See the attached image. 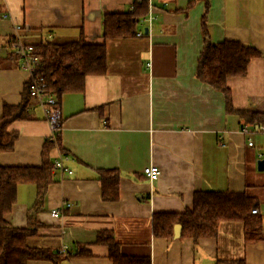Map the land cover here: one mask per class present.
<instances>
[{
    "label": "crops",
    "instance_id": "crops-1",
    "mask_svg": "<svg viewBox=\"0 0 264 264\" xmlns=\"http://www.w3.org/2000/svg\"><path fill=\"white\" fill-rule=\"evenodd\" d=\"M134 1L0 0V117L4 106L21 102L28 82L8 49L15 25L35 46L71 43L81 32L100 43L104 16L127 12ZM207 2L153 0L143 17L151 21L139 23L144 35L108 40L107 73L88 76L83 93L63 97L60 146L54 144L49 155L53 163L68 156L72 174L52 170L54 181L36 214L41 227L27 241L30 248L52 252L56 263L28 264H113L108 245L97 242L100 232L112 235L122 255L151 264H264V239L247 244L241 221L221 222L216 237L196 241L152 233L153 215L191 210L197 192L245 194L257 201L255 216L264 231V168L258 167L264 125L228 113L224 94L196 77L206 15L212 44L233 40L260 52L245 76L226 84L235 111L264 114V0ZM28 115L11 124L9 131L19 138L12 152L0 155V166H42L50 127L37 100ZM149 166L160 170L154 182L143 174ZM105 170L120 172L116 201L102 199L98 172ZM35 199L34 185H20L7 222L26 228ZM61 206L63 215L53 218L51 211Z\"/></svg>",
    "mask_w": 264,
    "mask_h": 264
},
{
    "label": "trees",
    "instance_id": "trees-1",
    "mask_svg": "<svg viewBox=\"0 0 264 264\" xmlns=\"http://www.w3.org/2000/svg\"><path fill=\"white\" fill-rule=\"evenodd\" d=\"M205 1L208 3V0ZM148 5L147 0H135L132 10L106 14L101 31L103 40L100 43L88 42L81 32L79 38L71 43H42L35 46V53L40 56L36 75L45 81L46 93L57 98L59 108L65 95L84 92L88 76L107 73V41L135 38L141 18L149 14ZM205 21L206 15L202 22L205 46L198 60L196 77L224 94L228 113H240L241 118L252 126L264 125V114L233 109L226 84L228 78L245 76L249 63L259 57L260 52L239 41L227 40L212 44ZM10 56L17 59L12 53ZM33 99L27 82L21 102L4 106L0 117V155L14 150L19 134L10 132L9 128L16 121L29 119L28 108ZM60 132L61 129L55 142L48 138L45 143L41 167L0 166V264H28L31 260H50L56 263L52 252L30 248L27 241L36 236L41 227L36 214L41 210L47 189L54 181L49 151L54 144L60 146ZM98 174L102 199L116 201L119 197L120 172L105 170ZM29 184L36 187V199L28 213L27 227L15 228L7 222L6 216L17 202L18 187ZM256 208L257 201L243 193L197 192L191 210L180 214L153 215L152 233L155 238L169 239L173 238L175 228L180 226V238L196 241L216 237L221 222L241 221L244 223L246 243H256L264 239L261 217L251 214ZM97 242L108 245L109 258L113 264H151L148 258L122 255L119 244L107 232H100ZM84 254L89 255L87 252Z\"/></svg>",
    "mask_w": 264,
    "mask_h": 264
},
{
    "label": "built area",
    "instance_id": "built-area-1",
    "mask_svg": "<svg viewBox=\"0 0 264 264\" xmlns=\"http://www.w3.org/2000/svg\"><path fill=\"white\" fill-rule=\"evenodd\" d=\"M153 0H148L149 3H152ZM151 5V4H150ZM133 8V7H132ZM131 8V10H132ZM4 18H8V15H4ZM152 19L149 16L146 19H142L140 23L143 25L150 22ZM22 27L20 25L14 26L15 35L9 43V52L14 56H17L19 61L20 68L25 71L28 75V82L30 85V92L32 97L37 100L38 105L42 108L44 113V118L49 124L50 127V136L53 142L57 139V133L62 127V115L60 108L58 106V100L54 95L46 93V84L43 78L36 75L37 69L40 64V56L35 53V45L28 44L25 42L24 38L20 34ZM143 32H138L137 37L143 36ZM47 39H51V36H48ZM243 132L247 135H250V130L243 128ZM249 146L252 147V141L249 142ZM69 161V157L66 155L59 156L53 163V169L61 173H66L71 175L72 171L66 167V162ZM145 177L151 182L156 181L160 176V170L158 167L150 166L146 167L143 170ZM69 208L70 205L65 206ZM64 206L59 207L51 211V216L53 218L59 219L63 215L65 209ZM258 209L251 211L252 215L258 214ZM61 254L66 253V247H63L60 251Z\"/></svg>",
    "mask_w": 264,
    "mask_h": 264
},
{
    "label": "water",
    "instance_id": "water-1",
    "mask_svg": "<svg viewBox=\"0 0 264 264\" xmlns=\"http://www.w3.org/2000/svg\"><path fill=\"white\" fill-rule=\"evenodd\" d=\"M147 32L148 31L146 30V33ZM258 167H259L260 170H263V168H264V161H259ZM174 232H175V238H178L180 236V233H181V227L180 226H177L175 228V231Z\"/></svg>",
    "mask_w": 264,
    "mask_h": 264
},
{
    "label": "bare ground",
    "instance_id": "bare-ground-1",
    "mask_svg": "<svg viewBox=\"0 0 264 264\" xmlns=\"http://www.w3.org/2000/svg\"><path fill=\"white\" fill-rule=\"evenodd\" d=\"M148 1V0H147ZM148 18V17H147ZM143 19H146V18H143ZM150 167V166H149ZM150 181V180H149Z\"/></svg>",
    "mask_w": 264,
    "mask_h": 264
}]
</instances>
